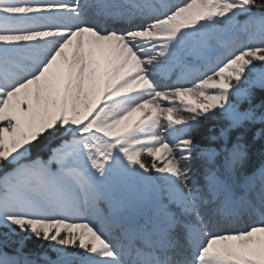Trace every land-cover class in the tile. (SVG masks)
Here are the masks:
<instances>
[{
  "label": "snow or ice",
  "instance_id": "6c2138e0",
  "mask_svg": "<svg viewBox=\"0 0 264 264\" xmlns=\"http://www.w3.org/2000/svg\"><path fill=\"white\" fill-rule=\"evenodd\" d=\"M257 87L264 0H0V235L21 236L0 264H264V162L244 175L248 145L228 146L264 125L239 107ZM221 117L199 187L192 134ZM129 187L143 211H98Z\"/></svg>",
  "mask_w": 264,
  "mask_h": 264
},
{
  "label": "trees",
  "instance_id": "16d2710c",
  "mask_svg": "<svg viewBox=\"0 0 264 264\" xmlns=\"http://www.w3.org/2000/svg\"><path fill=\"white\" fill-rule=\"evenodd\" d=\"M175 2V0H173ZM246 19L244 16H240L239 20L243 22ZM182 69L179 66L173 68L172 72H177L181 74ZM264 105V90L260 88H254L252 90L251 101L243 100L240 102L239 107L241 111L248 109L249 107L253 108L257 115H260L264 108L261 106ZM208 128L207 124L202 125L198 128L192 135L199 142L204 141L202 146L216 149L218 153L222 152L225 141L223 139H218L217 141L209 142L205 138L204 130ZM264 128L259 121L254 124H246L240 129H235L229 134L228 146H231V142L235 140L237 136L243 137V142L248 145L249 159L244 169L242 170L244 175L250 174L255 169H257L262 162H264V136L258 137L256 134ZM58 144V141L52 143V147H55ZM49 151L45 149L44 151L39 152V155L43 159H47L49 156ZM37 155V150H33V157ZM221 160H223V155H218ZM145 160L149 162V159L145 157ZM153 175H156L153 173ZM243 179V175L240 177ZM206 182V180H205ZM151 204H155L156 193L155 190L149 194ZM119 197L123 201V212H141L144 210V196L145 192L140 187H129L127 189H120L112 193H108L107 199H101L97 204V209L101 213H108L110 210L109 201L113 197ZM129 205H132L130 207ZM3 231V230H0ZM21 236H12L8 239H5L3 235H0V254L16 255L17 248L20 247ZM49 248L48 244L44 241L36 240L35 238L28 239L23 242V253L29 256H32L34 253L40 251H47ZM49 255L52 259L56 258L54 252H49Z\"/></svg>",
  "mask_w": 264,
  "mask_h": 264
},
{
  "label": "rangeland",
  "instance_id": "374dc122",
  "mask_svg": "<svg viewBox=\"0 0 264 264\" xmlns=\"http://www.w3.org/2000/svg\"><path fill=\"white\" fill-rule=\"evenodd\" d=\"M165 106H168L165 104ZM184 115H187L186 113H183ZM161 123L163 127L167 126V122L161 118ZM205 124L208 125V128L204 130L205 138L209 142L217 141V140H211L210 137L213 135L219 136L220 128L227 125V120L224 118H218L215 121L206 122ZM161 135L165 137V139L171 141V137L168 135L167 132L163 131V128L161 129ZM194 138V137H193ZM194 142L196 145L195 150L193 151V158L187 162V168L190 170V175L194 177V179L197 181V186L203 187L206 180V172H207V165L205 163V159L201 155V151L204 149H207L209 147L202 146L204 141L199 142L194 138ZM149 162H150V158ZM217 163H222L223 160L219 156L216 157Z\"/></svg>",
  "mask_w": 264,
  "mask_h": 264
}]
</instances>
